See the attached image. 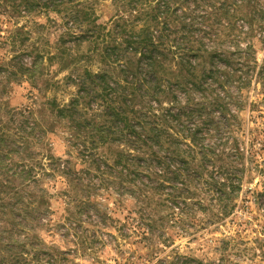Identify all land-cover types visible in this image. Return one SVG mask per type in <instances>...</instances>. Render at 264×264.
Here are the masks:
<instances>
[{"label":"trees","instance_id":"1","mask_svg":"<svg viewBox=\"0 0 264 264\" xmlns=\"http://www.w3.org/2000/svg\"><path fill=\"white\" fill-rule=\"evenodd\" d=\"M104 1H1L3 13H21L24 5L27 14L55 12L61 22L58 52L37 51L32 66L22 70L15 62L19 73H14L28 76L0 78V84L6 81L5 89L20 82L37 85L36 74L47 57L74 69L75 76L68 79L78 90L65 104L37 98L31 107L6 108L0 103V264H74L79 249L90 248L82 227L97 222L96 228L86 226L92 239L105 228L102 211L91 212L96 207L92 196L112 184L122 192L133 184L144 197L149 189L156 190L160 204L174 208L170 216L177 222L193 205V195L208 194V189L223 217L229 215L243 187L247 156L236 130L248 101L245 91L262 86L264 92V2ZM100 7L111 14L108 20L101 21ZM31 36L28 32L25 38ZM256 41L261 43V59ZM97 60L105 68L93 71L89 66ZM39 104L51 111L52 122L46 124L36 115L43 111ZM56 129L67 135L71 154L65 159L35 150ZM58 175L67 183L65 199L75 213L56 232L49 231L74 245L68 251L46 246L39 235L40 227L54 225L51 219L43 222L52 211L50 189L43 181ZM202 181L207 186L201 187ZM169 186L172 190L167 191ZM136 197L142 205L137 232L145 240L158 225L147 211L150 203ZM227 248L215 249L221 255L219 264ZM188 261L195 262L178 254L169 264Z\"/></svg>","mask_w":264,"mask_h":264},{"label":"rangeland","instance_id":"2","mask_svg":"<svg viewBox=\"0 0 264 264\" xmlns=\"http://www.w3.org/2000/svg\"><path fill=\"white\" fill-rule=\"evenodd\" d=\"M0 0V5L2 4ZM264 2V0H262ZM111 0H105L104 4H110ZM22 5L21 13L0 11V78L6 80L9 76L19 75L14 69L15 62L20 63V67L32 66L35 62L37 51L45 54H56V40L60 33V17L55 12L46 13H25ZM1 10V9H0ZM101 21H106L111 14L107 9L99 8ZM56 22V23H55ZM40 23L46 26L42 27ZM242 24V21H240ZM64 30V27H62ZM32 33L29 40L25 38L26 33ZM258 58L263 57L261 43L256 41ZM84 45L82 51H86ZM14 56H17L14 58ZM64 63L59 58L49 61L47 57L43 60L42 66L36 76H40L37 85L32 82H20L9 85L5 89L6 81L0 84V103L6 108L31 107L36 98L42 100L56 99L61 104L67 103L77 92L78 88L72 79L75 71L71 67H63ZM93 71H100L105 68L100 61L93 62L90 66ZM20 70V71H21ZM82 72V70H80ZM30 76V75H29ZM178 76H172L176 80ZM236 92V88H232ZM248 94L247 105L239 113L241 122L236 130L241 140V147L244 150L248 168L245 171L243 187L239 190L238 196L234 200L235 206L232 212L223 217L220 213L217 199H214L212 192L206 191L193 195L189 206L184 212L180 221H176L170 212L174 208L165 207L160 204L161 196L154 189H149L142 196V192H137V188L131 184L125 186L122 192L120 186L112 184L109 189H102L94 193L91 205L95 215L98 208L102 211L101 216H106L103 222V231L98 232V236L92 239L88 227H95L94 223H86L84 238L90 244L86 251L79 249L73 259L74 264H169L178 254L194 258L195 262L188 261L186 264H196V260L204 262L213 261L214 264L221 262V255L215 249L222 250L228 247L225 252L226 259L221 264H264V92L262 86L246 90ZM253 102L250 107L249 103ZM40 105V104H39ZM39 105L43 111L36 115L43 119L46 124L52 122L53 115L44 105ZM235 113L237 107H232ZM237 125L238 122L234 121ZM65 133L57 130L46 136L43 145H35V150L43 155H51L66 158L71 152ZM226 147L230 150L228 144ZM251 151L253 153H251ZM71 154V153H70ZM241 162V160H240ZM78 168L83 167V163L76 161ZM231 165V163H228ZM221 165L217 163V167ZM239 163V167H240ZM46 179V180H45ZM43 180V187L50 189L52 209L49 215L43 216V222L47 219L53 221V227H40V237L45 241L46 246L58 248L61 251H68L74 247L72 243L64 241L58 234H50L49 229L56 232L59 225L67 221L75 213L73 205H67L65 193L68 190L66 181L51 176ZM95 182H99L98 179ZM207 186L205 181L200 184ZM114 188V191L111 190ZM167 191L172 190L169 188ZM216 191V190H215ZM216 194V193H215ZM140 200L150 204L147 211L153 216V223L158 225L151 232L147 239H142L138 234L136 223L140 221L138 215L141 213L142 205ZM205 197V198H204ZM203 201L199 204L198 200ZM173 207H178L173 203ZM180 210V208H176ZM175 209V211H176ZM171 210V211H170ZM100 213V212H98ZM147 213V212H146ZM218 214H221L218 219ZM169 217L167 220L166 218ZM46 218V219H45ZM85 216L83 219L85 220ZM215 221L216 223H212ZM145 225L147 223H144ZM83 226V225H82ZM165 228V231H162ZM53 248V249H54ZM222 248V249H221ZM50 249V250H53Z\"/></svg>","mask_w":264,"mask_h":264}]
</instances>
